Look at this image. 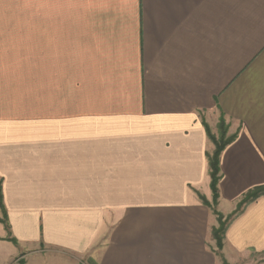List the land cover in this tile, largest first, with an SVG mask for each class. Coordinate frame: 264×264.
Here are the masks:
<instances>
[{"label": "crops", "instance_id": "1", "mask_svg": "<svg viewBox=\"0 0 264 264\" xmlns=\"http://www.w3.org/2000/svg\"><path fill=\"white\" fill-rule=\"evenodd\" d=\"M221 119L217 211L263 191L222 254L263 255L264 0H0V264H218Z\"/></svg>", "mask_w": 264, "mask_h": 264}, {"label": "trees", "instance_id": "2", "mask_svg": "<svg viewBox=\"0 0 264 264\" xmlns=\"http://www.w3.org/2000/svg\"><path fill=\"white\" fill-rule=\"evenodd\" d=\"M208 135L210 137V139L212 140V142L215 144V151L212 155H208V162H209V167H210V176H211V190L213 193V204L209 203L206 201V199L203 198L204 204L206 206H208L209 208L212 207H217L218 205V200H219V189H218V185H219V181H220V156L222 151L224 150V148L226 147L227 144H229L230 142L233 141V139L235 137L229 138L224 144H219L218 140L216 141V138L213 137V135L211 134V132L208 130ZM263 193L262 190H256L252 193H250L246 199L240 204L239 210L241 209V207L243 206V204H245L247 201L253 200L258 198L261 194ZM0 206H3V197H2V190H1V183H0ZM238 210V212H239ZM234 213L231 216H229L227 218V221L230 220L232 221L234 216L238 213ZM215 215H217L219 218H222L223 216L217 211L214 210ZM225 222H223L222 220H220L219 228H214L212 231V235H213V239L217 242V249L219 251H222L224 248V239H225V233L227 230L228 225L225 226ZM223 235V238L219 237L221 234Z\"/></svg>", "mask_w": 264, "mask_h": 264}, {"label": "rangeland", "instance_id": "3", "mask_svg": "<svg viewBox=\"0 0 264 264\" xmlns=\"http://www.w3.org/2000/svg\"><path fill=\"white\" fill-rule=\"evenodd\" d=\"M211 134H213V133H211ZM213 137H215L216 141L218 140V143L221 144V145L224 144L230 138L228 136L227 125H226V121L224 119L220 120V124L218 126V130L215 129V133L213 134ZM211 204H213V200H212ZM211 210L214 213V210H217V207L216 206L212 207ZM214 216L216 217V219L218 221V226L216 228L220 227V225H219L220 220H222L223 222L226 221L225 226L229 225L231 223L230 220L227 221V218L229 216L225 217V216L222 215L223 217L219 218L217 215H215V213H214ZM223 235L224 234L222 233L219 237L223 238ZM212 238H213V235H212ZM213 249H214V252L218 256V264H264V254L263 255L250 254V255H247L246 257L234 258V259L228 260V259L224 258V255L222 254L223 250L219 251L217 249V242L215 240L212 241V250ZM22 251H23V253H27L28 249L25 248ZM9 259L10 258H7V261ZM22 264H24V263H22ZM82 264H94V263L91 260H85Z\"/></svg>", "mask_w": 264, "mask_h": 264}]
</instances>
